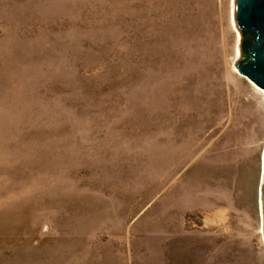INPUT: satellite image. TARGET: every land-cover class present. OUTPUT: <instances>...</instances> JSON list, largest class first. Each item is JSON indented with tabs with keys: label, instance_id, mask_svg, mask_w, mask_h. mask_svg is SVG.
<instances>
[{
	"label": "rangeland",
	"instance_id": "1",
	"mask_svg": "<svg viewBox=\"0 0 264 264\" xmlns=\"http://www.w3.org/2000/svg\"><path fill=\"white\" fill-rule=\"evenodd\" d=\"M231 14L0 0V264H264V97Z\"/></svg>",
	"mask_w": 264,
	"mask_h": 264
},
{
	"label": "water",
	"instance_id": "2",
	"mask_svg": "<svg viewBox=\"0 0 264 264\" xmlns=\"http://www.w3.org/2000/svg\"><path fill=\"white\" fill-rule=\"evenodd\" d=\"M235 23L240 31L239 73L264 89V0H235ZM264 211V178L262 181Z\"/></svg>",
	"mask_w": 264,
	"mask_h": 264
},
{
	"label": "bare ground",
	"instance_id": "3",
	"mask_svg": "<svg viewBox=\"0 0 264 264\" xmlns=\"http://www.w3.org/2000/svg\"><path fill=\"white\" fill-rule=\"evenodd\" d=\"M231 11H232V21H231V23H232V26H233V28H234V30H235V33H236V35H237V42H236V48H235V51H236V58H235V60H234V64L232 65V67H233V70L234 71H237L238 73H239V71H238V69L236 68V66H235V62L240 58V32H239V30H238V28H237V26H236V23H235V18H234V13H235V0H231ZM238 56H239V58H238ZM237 59V60H236ZM249 80V82L252 84V86L254 87V89L257 91V92H259V93H261L262 95H263V97H264V89L263 88H261V87H259L257 84H255L251 79H248ZM190 154V153H189ZM262 206H263V201H262V204H261ZM262 215H261V218L262 217H264V211H263V207H262ZM264 230H262L261 229V233H262V241H264V232H263Z\"/></svg>",
	"mask_w": 264,
	"mask_h": 264
}]
</instances>
